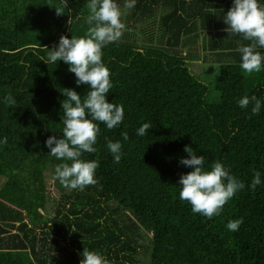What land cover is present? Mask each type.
Returning a JSON list of instances; mask_svg holds the SVG:
<instances>
[{
  "label": "trees",
  "instance_id": "obj_1",
  "mask_svg": "<svg viewBox=\"0 0 264 264\" xmlns=\"http://www.w3.org/2000/svg\"><path fill=\"white\" fill-rule=\"evenodd\" d=\"M86 3L67 0L57 15L61 0H0V139L7 138L0 143V264H80L84 248L111 264H139L140 231L150 241L148 264H264V106L252 115L251 104H237L244 95L264 101V66L251 74L239 66L236 49L251 41L225 31L232 0H136L128 11L134 24L164 11L158 32L165 45L121 36L102 49L112 82L107 99L123 105L124 119L113 129L101 123L96 151L83 153L98 162V183L70 190L55 178L59 198L47 191L45 173L62 162L45 141L63 137V92L83 98L88 86L77 87L63 61L41 58L62 35L87 33ZM203 35L211 58L204 62L217 70L213 87L177 50ZM144 123L151 129L138 136ZM108 140L122 144L119 163ZM185 146L205 157L206 168L220 161L245 184L211 219L179 198V178L192 170L179 163ZM256 171L262 184L252 190ZM48 199L55 207L46 217ZM240 218L239 230L229 231L227 223Z\"/></svg>",
  "mask_w": 264,
  "mask_h": 264
},
{
  "label": "clouds",
  "instance_id": "obj_2",
  "mask_svg": "<svg viewBox=\"0 0 264 264\" xmlns=\"http://www.w3.org/2000/svg\"><path fill=\"white\" fill-rule=\"evenodd\" d=\"M86 4L90 13L87 23L92 25L87 33L80 37L72 35L71 38L62 35L47 58H41L47 64L63 61L68 65V71L75 75L77 87L88 86L83 98L73 89L63 92L66 97L61 101L63 137L51 135L45 141L50 150L48 154L62 161L54 168L55 178L63 187L81 191L98 183V162L82 156L96 151L94 145L100 132L99 125L103 123L107 129H113L124 119L123 105L107 99L112 82L110 69L102 60V49L122 36L121 11L116 0H87ZM135 5L136 0H125V8L132 9ZM66 7L67 0H61V6L55 7L56 14H63ZM222 19L227 25L225 31L240 34L244 40L251 41L236 49L240 54V68L247 74L260 71L264 66V55L257 49L264 48V0H232ZM7 99L14 103L10 97ZM237 104L242 109H248L251 104V114L259 115L264 101L255 95H244ZM149 129L150 125L144 123L136 134L144 136ZM122 136L124 140L128 139L127 133H122ZM6 142V137L0 139V143ZM106 148L113 161L119 163L123 155L121 142L108 140ZM184 151L188 157L181 158L179 163L192 170L179 178V198L191 205L193 213L211 219L220 214L226 202L243 190L245 184L222 162L215 161L206 168L203 155H197L189 146H185ZM261 184V173L256 171L248 187L255 190ZM242 223L243 218L230 220L226 227L236 232ZM81 255L80 264H111L100 251L84 248Z\"/></svg>",
  "mask_w": 264,
  "mask_h": 264
},
{
  "label": "rangeland",
  "instance_id": "obj_3",
  "mask_svg": "<svg viewBox=\"0 0 264 264\" xmlns=\"http://www.w3.org/2000/svg\"><path fill=\"white\" fill-rule=\"evenodd\" d=\"M121 11V22L124 24V28L122 30V36L126 39L133 40L138 44L144 46L147 44H160L165 45V39L158 32L160 29L159 16L164 11L157 12L153 18H150L146 22H141L138 24H134L128 17V8L124 6L120 7ZM200 45H208L207 37L200 36L196 39L195 43L191 45H183L177 48L178 51L186 50L188 57V61L190 64V68L192 72L197 75L201 80L210 84L213 87V78L216 75V67L214 65H209L204 62V57L207 62L211 61L210 54L206 48H201ZM205 60V61H206ZM210 63V62H209ZM210 96H216V92H211ZM6 178L4 176H0V187L4 183ZM55 175L54 172L47 171L45 173V182L47 186V191L50 193L53 198L57 199L60 196L59 185L55 183ZM54 199H48L46 203V208L44 210L45 216H50L54 212ZM139 240L143 244V246L139 250V254L136 256V261L139 264H148L150 260V241L146 234L142 231L139 233Z\"/></svg>",
  "mask_w": 264,
  "mask_h": 264
},
{
  "label": "bare ground",
  "instance_id": "obj_4",
  "mask_svg": "<svg viewBox=\"0 0 264 264\" xmlns=\"http://www.w3.org/2000/svg\"><path fill=\"white\" fill-rule=\"evenodd\" d=\"M154 238V237H153Z\"/></svg>",
  "mask_w": 264,
  "mask_h": 264
}]
</instances>
